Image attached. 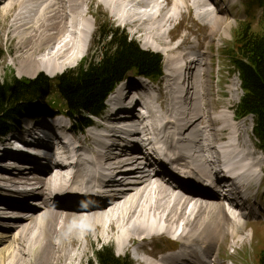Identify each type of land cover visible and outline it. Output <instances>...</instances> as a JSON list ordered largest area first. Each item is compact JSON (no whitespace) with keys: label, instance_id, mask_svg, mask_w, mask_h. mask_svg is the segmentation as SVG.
Instances as JSON below:
<instances>
[{"label":"bare ground","instance_id":"obj_1","mask_svg":"<svg viewBox=\"0 0 264 264\" xmlns=\"http://www.w3.org/2000/svg\"><path fill=\"white\" fill-rule=\"evenodd\" d=\"M224 1L2 0L0 20L7 40L15 45L12 64L19 76L44 72L53 78L74 68L93 43L95 32L87 16L94 3L129 28L144 50L162 53L166 68L157 84L133 77L124 82L107 100L114 105L103 119L102 132L78 137L58 119L48 126L26 123L15 138L0 140V192L5 193L0 194V264H84L94 244L112 245L118 255L132 253L137 264H223L222 246L244 242L245 219L263 213L252 193L264 181L259 182L264 154L247 140L252 120L234 114L236 122L228 112H214L216 91L208 78L206 53L187 52L184 39L174 45L167 40L170 25L186 11L210 26L211 41L219 33L226 35L231 28L229 6L235 2L228 0L225 6ZM238 87L232 86L230 93L234 88L238 95ZM145 88L146 110L119 121L122 113L116 111L139 101ZM235 96L227 102H236ZM54 128L59 132H50ZM128 137L136 139L132 151L126 149ZM156 149L173 159V168L160 161ZM143 151L178 187L165 183L167 177L162 181L153 175L156 165L142 157ZM172 170L180 171L177 177ZM187 174L214 179L217 185L226 177L235 178L240 191L229 199L238 205L228 210L218 195L188 181ZM98 185L102 195L95 201L102 206L95 209L89 203ZM240 207L254 211L244 216L234 210ZM164 237L180 247L155 245L147 251Z\"/></svg>","mask_w":264,"mask_h":264},{"label":"trees","instance_id":"obj_2","mask_svg":"<svg viewBox=\"0 0 264 264\" xmlns=\"http://www.w3.org/2000/svg\"><path fill=\"white\" fill-rule=\"evenodd\" d=\"M96 50L78 67L52 81L44 74L34 79L11 77L0 83V136L8 134L23 118L54 116L51 83L64 104L63 112L83 130L91 123L89 115L99 114L110 93L129 74L157 81L163 76L164 59L160 54L143 50L123 34L108 18L98 20ZM233 36L234 46L227 54L238 74L243 96L236 107L238 118H254L258 148L264 154V18L260 30L248 22ZM237 118V117H236ZM94 264H132L119 258L108 247L95 253ZM259 264H264V253Z\"/></svg>","mask_w":264,"mask_h":264},{"label":"rangeland","instance_id":"obj_3","mask_svg":"<svg viewBox=\"0 0 264 264\" xmlns=\"http://www.w3.org/2000/svg\"><path fill=\"white\" fill-rule=\"evenodd\" d=\"M229 1H234L235 5L231 7L229 6L228 0L224 1L225 3H227L225 6H229V12L231 14V18H230L231 28L227 32L226 35L223 33H219V35L215 36L213 40L211 41L210 40V26L206 25L207 23H200L194 18V14H192L191 11H186L187 13L185 14L184 17L180 18L178 21L170 25L171 33L170 35H168L167 40L174 45V44L181 42L184 39L186 40V42L183 48L184 49L186 48L187 52H191L193 54L203 53V52L206 53V56H203V58L206 59V63H209V66L211 67L210 72L208 73L209 74L208 78L211 84H213L214 86V91H216L215 92L216 94L214 96L215 103L213 105L214 112L216 113L220 111L228 112L234 116V121L237 122V120H235L234 114L236 113L235 112L236 107L239 104L243 96V91L241 89L240 79L238 75L236 74L235 68L233 67V64L230 62L227 54L231 52L234 46L235 41L233 39V36L236 34L238 30L244 27V24H241V23L248 22L252 25L253 30H256V31L260 30V24H262V21L264 18V6L261 4L262 0H229ZM222 5L223 4H221V6ZM84 10L87 11L88 8L85 6ZM89 10L91 14L87 16V19L90 21L91 29L94 30L95 34L93 37V43H92L91 49L85 57L87 58L91 57V55L95 52L97 38H98L97 36H98V31H99L98 30V25H99L98 20L99 19L103 20L105 18H108L111 21V23L114 24L115 28H118L123 34H126L130 40L136 42L142 48L141 40L138 37H134L130 33L129 28L121 27L117 22H115L112 19L110 13L107 11V9L104 6L98 3H94L92 7H90ZM0 25H1L0 26V83L14 76L19 79L20 78L21 79H34L41 74L46 75L44 72H41L35 77H29L28 75L19 76V71L17 67L12 64V58L15 56V52H14L15 45H11V43L7 40V37L5 36V31H4L5 30L4 24H3V21L1 20H0ZM1 34H4V35H1ZM210 42L212 43L210 44ZM198 43H199V47L197 49L192 50L193 46H195ZM145 51L154 52V53L159 54L158 52H155L153 50H145ZM160 55L164 59V64H163V77H164L165 68H166V57L162 53H160ZM82 60L83 58L81 59V61ZM81 61L78 62V64H75L74 68L73 67L69 68L65 70L64 72H62V74L78 67ZM62 74H59V75H62ZM59 75H56V76L58 77ZM46 76L49 77L48 75ZM55 77L53 78L49 77V78L52 81H54L56 79ZM161 80L162 78L160 79V81ZM136 81H139V80H136ZM51 85H52L53 90L51 91L52 95H51L50 100H52L51 105L53 107V110L58 113L64 112L65 111L64 104H62L61 99L56 96L57 95L56 89L54 90L55 83L52 82ZM238 85H239L238 95L235 96L234 94H236V92L234 91V88H233L232 93H230V88H232V86L237 87ZM234 96L237 99L238 98L239 99L236 102L232 101V104H229L227 100L233 99ZM206 113L207 112H205V114ZM65 118L66 117L63 116V118L60 117L57 119L65 121L67 123V128L72 127L74 125L72 124L73 121L72 120L70 121L69 119L67 120ZM249 118H251L252 127L254 128V125H255L254 118L253 117H249ZM248 123L250 124V122H247V126H249L250 128L251 124L249 125ZM22 124L23 122L21 121L20 125ZM222 126L223 124L221 123L219 127H222ZM248 132L249 133L247 136V140L249 141L250 144H252L251 147L254 148L253 150L257 151L259 154L262 153L258 148V142L255 137V133L252 130V134H251L250 129H248ZM226 133L227 132H224L223 134L224 140H226L228 137V133L227 134ZM77 135L78 137H81L83 134H77ZM7 140H11V139H6L5 141ZM263 171H264V164H263ZM262 178H264V175ZM261 180L262 179H259V182H261ZM260 189H261L260 194L259 193L257 194V191H258L257 188H253L252 193L254 195L257 194L256 196L258 197V200H260V198L262 197L264 200V182L262 183V187ZM0 194L4 195L5 193L0 192ZM258 203L259 202L257 201V204ZM226 206L229 207L227 203H226ZM261 210L263 211L264 209L260 208L259 211L262 212ZM62 211H65V210H62ZM260 217H264V214L262 213ZM245 221L248 222V225L244 229V233L242 234V235H245L244 242L241 245L238 244L237 246H234V248L231 247L232 241H229L225 245L222 246L220 261L223 264H259L260 257L264 253V218L254 217L252 219L251 218L245 219ZM241 222L243 221L241 220ZM10 234H12V232H10ZM2 235H5V234L2 232ZM155 245L161 249H165V248L168 249L170 247H173V248L176 247L175 249H178L180 247V244L178 241H174L170 238L164 237V238L155 239L153 245L147 246V251L153 250ZM105 247L112 249L114 251V254L117 257L119 258L129 257L132 260V264H137L136 260L133 259L132 253L118 255L116 253V249H114V246L103 245V244H94L93 247L90 248L89 260L85 261L84 264H94L95 259H96L95 253L98 250H101L102 248H105Z\"/></svg>","mask_w":264,"mask_h":264},{"label":"water","instance_id":"obj_4","mask_svg":"<svg viewBox=\"0 0 264 264\" xmlns=\"http://www.w3.org/2000/svg\"><path fill=\"white\" fill-rule=\"evenodd\" d=\"M132 75H128L125 80H128L129 78H131Z\"/></svg>","mask_w":264,"mask_h":264}]
</instances>
